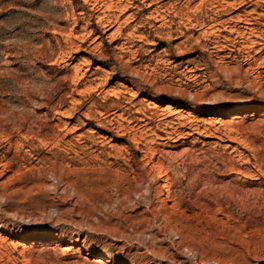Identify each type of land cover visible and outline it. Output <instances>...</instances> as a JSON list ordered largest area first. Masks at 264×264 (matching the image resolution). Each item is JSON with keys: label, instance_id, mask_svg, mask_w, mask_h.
<instances>
[{"label": "rangeland", "instance_id": "374dc122", "mask_svg": "<svg viewBox=\"0 0 264 264\" xmlns=\"http://www.w3.org/2000/svg\"><path fill=\"white\" fill-rule=\"evenodd\" d=\"M154 1L135 3L136 21L113 42L114 30L96 28L103 10L95 0H0V131L14 133L9 117L43 135L76 129L66 139L75 154L12 135L26 170L0 189V264H264V0ZM161 5L174 12L165 26L147 19ZM237 17L253 18L252 31ZM135 27L147 40L133 43L135 58L120 55L117 41ZM47 93L50 107L74 109L70 117L40 108ZM126 102L155 112L151 128L171 104L194 134L146 147L88 134ZM115 151L122 160L106 157ZM54 161L73 170L56 171L62 182L37 172ZM46 235L52 240L39 239Z\"/></svg>", "mask_w": 264, "mask_h": 264}, {"label": "bare ground", "instance_id": "6f19581e", "mask_svg": "<svg viewBox=\"0 0 264 264\" xmlns=\"http://www.w3.org/2000/svg\"><path fill=\"white\" fill-rule=\"evenodd\" d=\"M95 3H101V9L102 11V16L97 17V22H96V28L99 30V32L106 36L108 33L113 31L111 34H109L106 39L109 40H114L121 35V31L127 30V27L129 24H132L136 21V15L135 14H128L130 12L131 8L136 9L137 7H134L135 3L143 6L144 8H152L153 6H156L159 4L154 0H117L116 3H114L112 0H95ZM187 6L185 8L186 11H188V3H186ZM163 5L159 6L158 8H155L152 10L149 14V17L147 19H154L157 22L164 23L163 26H165V23H167V18L172 16L174 14L172 7L162 10ZM114 10V11H113ZM160 11V12H159ZM118 15H113L116 13ZM187 15V13H186ZM125 16H127V19H124V21L120 24V20L123 19ZM176 17V15L174 16ZM250 19L249 21H242L241 18L237 17L236 22L237 23H245L248 27H245V32H251L252 25L248 22L252 21ZM230 22L232 20H229ZM186 22L187 25H190V20L186 16ZM129 23V24H128ZM122 25H124L122 27ZM139 29H142V26L138 27ZM138 28H133L130 33H127L125 37L121 41H117L118 46H116L114 49L118 50L120 55H129L132 58H135L136 55L138 54V50L141 51V49L134 50V42H139L143 43L144 41L147 40L148 35H143V34H138L137 29ZM138 29V30H139ZM191 30V28H188ZM188 29L185 28L186 33ZM91 32V31H90ZM229 34H235V31H232L231 29L228 31ZM89 34H85L84 36H89ZM244 35V34H243ZM184 37V36H183ZM102 36H96L95 39L92 42V45L96 43V41H100ZM136 39V40H135ZM226 40V39H224ZM119 42V43H118ZM185 43V42H184ZM256 45V43L252 42V46ZM99 44H96L93 46V48L90 50L92 51H97L98 50ZM148 46L153 47L155 46L154 43H148ZM260 49L258 50V54L262 53L264 51V43L260 45ZM224 47L222 46H216L214 49L217 52H222V49ZM78 46H71L70 50H78ZM90 52L88 53L90 55ZM250 52V51H249ZM246 55V58H244L243 62L247 67H251L254 61V57L250 56V53ZM227 59L230 57L225 56ZM262 60V66H264V59ZM146 68V67H145ZM129 69V68H128ZM98 69L95 68L93 71V74L95 76L96 73H98ZM129 77L131 78H138L142 79L143 77L137 70H129L128 73ZM258 78L261 77V74L257 75ZM264 79V77H263ZM95 80V79H94ZM122 80V79H121ZM124 81V80H122ZM128 82V81H127ZM131 83V81H129ZM148 82V81H147ZM149 85H153V83L148 82ZM110 97H113L117 101H119L121 97V92L116 90L115 88L107 91ZM46 98L43 99V101L40 103V108H44V110H47V114H52L54 119H59V118H68L70 117V113L74 111L73 108L67 109L64 106V103L58 104L54 107H50L51 105V97L49 96V93L45 94ZM72 104L76 105L75 100H71ZM78 105L80 103H77ZM125 105H117L116 110L112 113V118L107 121L105 124H98L94 130H91L88 132L90 135H99L101 134L100 132H105L106 135L108 134H113L112 138L116 137L119 140H125L127 144H132L134 147H137L140 145V143H144V146L146 147L147 140L148 139H153L154 141H159V142H171L172 138L177 137L178 139H187L191 137L192 134H194V130L192 129L191 122L188 121L187 118H184L183 115H181L180 112H175L174 107L170 104H167L166 107L162 110L161 113V119L158 121V125L155 128L150 127V123L152 122V118H155V112L152 114L146 115L144 111L140 108H137L140 106L138 103H131V102H126L124 103ZM131 110H134V112L131 114ZM87 112V111H86ZM90 111L87 113H83V117L85 122L82 123V126H86L87 124H90L89 120V114ZM102 115V114H101ZM3 119H0L2 122ZM6 123H11V125L14 126V133L18 135L19 140H32V141H37L38 143L42 144L44 147H50L54 150H59V149H66L67 152L75 154V150H72L74 148V145L71 143V141H67L66 139L69 138L68 134H74L76 129L75 127H72L71 130L66 131V134H63L62 132H49L48 134L43 135L41 129L38 130L37 132H33L32 130L28 129L25 130L20 124L21 123H16L13 122V118L9 117L6 119ZM66 130V129H65ZM183 130H188L190 133H184L185 131ZM99 131V132H98ZM160 133V135L158 134ZM6 133L0 131V151H2V148L4 149L3 153H0V179L4 178L6 175L10 174L11 176L4 182L0 184V189L5 188L6 186H9L17 176L22 175V171L26 170V167L23 165L24 160L20 157L19 155V144L16 142H12L11 138L12 135L14 134ZM102 140H107L108 137L106 136H100ZM18 140V141H19ZM112 139H110L111 141ZM151 141V140H150ZM205 145V144H204ZM5 146V147H4ZM68 148V149H67ZM13 153V157L9 160H7V156ZM107 158L109 159H114V160H122V155L118 152L115 151L114 155L107 154ZM145 158V157H144ZM150 159L148 160V162ZM23 163V164H21ZM43 168L41 170H37L39 174L45 176V177H50L52 180H57L59 179L61 182L63 179L60 176H57L56 171H60V173L68 172L72 173L73 170H70L68 166L69 164L64 165L62 162H50V163H43ZM48 164V166H46ZM112 166V163H111ZM28 171H34L33 169L28 170ZM113 176L116 179H126L127 175L125 173H121L119 171H112ZM141 177L140 174L135 175V179ZM21 190L18 189L11 194H18ZM65 190H63L64 192ZM134 193V192H133ZM2 195H0V198ZM41 241H50L52 240L51 235H46L43 237H40ZM155 254V253H154ZM156 255V254H155ZM169 263V262H168ZM175 263V261H174ZM172 263V264H174ZM170 264V263H169Z\"/></svg>", "mask_w": 264, "mask_h": 264}]
</instances>
